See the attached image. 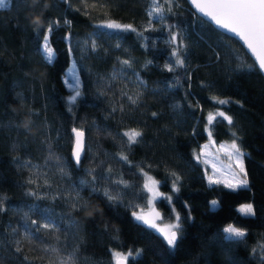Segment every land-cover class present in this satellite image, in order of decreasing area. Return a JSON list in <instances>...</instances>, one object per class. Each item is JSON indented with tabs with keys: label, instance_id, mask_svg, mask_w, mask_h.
<instances>
[{
	"label": "trees",
	"instance_id": "obj_1",
	"mask_svg": "<svg viewBox=\"0 0 264 264\" xmlns=\"http://www.w3.org/2000/svg\"><path fill=\"white\" fill-rule=\"evenodd\" d=\"M150 7L151 0H11L0 8V264H58L69 256L73 264H114L110 250L128 249L142 250L128 264H264V76L236 38L187 0H173L171 12L165 4L163 19L149 17ZM37 18L60 20L50 37L51 64L40 51ZM107 21L137 31L102 27ZM171 31L186 46L183 67L170 56ZM70 57L80 78L74 103L62 80ZM137 94L132 104L128 97ZM217 111L232 123L217 117L209 124ZM74 126L85 131L78 166L70 156ZM130 129L142 132L131 145L124 135ZM210 138L236 139L248 188L207 182L206 164L193 153ZM140 169L159 182L162 218L176 223L179 214L175 247L132 215L148 198ZM76 198L87 208L73 207ZM243 203L255 216L238 211ZM31 221L56 229L37 231ZM227 224L246 235L225 240Z\"/></svg>",
	"mask_w": 264,
	"mask_h": 264
},
{
	"label": "snow or ice",
	"instance_id": "obj_2",
	"mask_svg": "<svg viewBox=\"0 0 264 264\" xmlns=\"http://www.w3.org/2000/svg\"><path fill=\"white\" fill-rule=\"evenodd\" d=\"M11 0H0V8H5ZM172 3L173 0H164L161 3V0H151V7L147 12L149 17H158L163 19V13L165 11V4L168 5L167 11H172ZM192 4L198 9V11L206 18L209 19L210 23H214L218 28L226 30L229 33L234 34V36L246 45L249 51L252 53L254 58V65L255 68L258 69L262 74H264V0H192ZM87 7V5H85ZM87 14V13H86ZM33 23L36 25L37 28V35L40 36V30H44V34L40 36L42 43L40 45V51L42 52V56L44 60L51 64L55 58V50L51 47L50 44V37L53 32L54 26L60 25V20H53L49 21L47 24H42L40 20L37 18ZM65 24L70 25L71 21L65 19ZM102 27L108 29H115V30H122V31H137L131 24H119L115 22H109L102 25ZM170 29L172 28L171 25L168 26ZM70 35V34H69ZM142 35V34H141ZM170 35V43L174 45L172 47L170 56L173 58V64L178 67L184 66V58L181 55V50L185 48L182 39H178L179 34L177 32L171 31ZM66 37L65 39H67ZM90 47L95 49L97 47L95 40L91 41ZM69 53H71L72 49L71 46L68 48ZM124 65H130V61L124 60L121 61ZM173 64H167L165 67L168 71H173ZM249 69L253 68V65H247ZM74 71V69H73ZM71 75V73H69ZM73 95L68 97L70 103H74L81 95L79 90V82H76V85L73 88ZM129 101L132 104H136L139 99V94L134 98L132 96L128 97ZM213 100L220 105H225L229 103L228 100H221L217 97H212ZM155 116L156 113H153ZM217 117L223 118L229 124L232 123V117L227 115L222 111H217L216 113H209L207 116V121L211 124L213 121L217 119ZM27 127V125H25ZM75 133L76 142H75V151H74V159L77 164L80 162L81 152L83 150V132L73 129ZM127 137V143L129 145L138 142V138L142 136V132L137 131L136 129H130L124 133ZM211 135V133H209ZM238 139V138H237ZM204 148L207 145L203 146ZM224 147V145H221ZM229 158L233 160L239 171H232V182L227 183V187L229 189H240V188H248L249 181H248V173L244 165V156L245 153L241 151L239 145L236 142V139H233L232 143L227 147ZM194 159L199 161L201 159V155L197 153H193ZM121 159L123 161H127V156L121 154ZM111 172V169L108 170ZM141 173L146 177V183L143 185V190L150 192L153 196H163V193H159L156 190V185L159 183L158 181L153 180L152 177L148 176L147 173L143 172V169H140ZM173 175H175L173 173ZM179 177H176V181L173 182V190L178 191L176 188V182H178ZM210 182L211 177H209ZM92 181H96V177H92ZM215 183H220V181H214ZM30 183H35V181H30ZM47 183V181H45ZM116 183L125 184V181L120 180ZM151 185V186H150ZM93 191H97V189H93ZM99 191L103 192V195L109 201H115L118 198L110 194L107 189H100ZM30 195H37L36 192H30ZM73 205V207H79L82 209H86L87 205H81L78 202ZM168 201L171 200V197H166ZM218 202L212 201L211 204L215 206ZM0 211H3L2 203H0ZM238 211L244 216H255V209L251 203L242 204ZM133 217L137 222H139L142 226L147 228H152L161 233L166 240L167 244L170 247H175L177 241L179 239V231H180V224L179 221V214L176 215V223L165 225L161 228L158 224L155 223L154 220H150L145 216L139 214L138 212L132 213ZM31 224L36 225V230L42 227L43 229H56L55 223H44L43 225H37L36 221H31ZM223 232L226 234L224 239L228 241H238L246 235V230L236 227L233 225H228L226 228L223 229ZM25 238H28V232L25 233ZM19 243V242H18ZM53 254L58 253V250L55 248H48L45 249ZM17 251H20V248H17ZM255 251V249H253ZM113 259L115 260V264H128L129 258L135 260L137 256H139L142 250L137 249L135 252L132 249H128L127 252L121 251H113L110 250ZM27 259V258H26ZM50 264H57L56 260L50 261ZM58 264H73L72 256H69L67 259L59 258L58 257Z\"/></svg>",
	"mask_w": 264,
	"mask_h": 264
},
{
	"label": "rangeland",
	"instance_id": "obj_3",
	"mask_svg": "<svg viewBox=\"0 0 264 264\" xmlns=\"http://www.w3.org/2000/svg\"><path fill=\"white\" fill-rule=\"evenodd\" d=\"M109 22H113V21H107V23ZM69 73H71V75H69ZM62 80L65 87L68 90V97L74 94L73 88L76 85L77 81L79 82V90H80V78L77 71V67L72 57H70L68 65L62 75ZM231 143L232 142H228V141H214L211 138L200 143L199 153L201 155L202 161L206 164V180L209 184L214 183V181H220V183L226 186L227 183L232 182V175H231L232 171H239L233 160L230 159L228 155L227 147ZM204 145H207V147L204 148L203 147ZM221 145H224V147H221ZM147 175L152 177L153 180L158 181L152 175L148 173ZM209 177H211V180L213 182H210ZM146 182H147L146 177L144 176V184ZM156 190L159 192L158 184L156 185ZM147 194H148V198L146 204L144 206L135 209L133 212H138L139 214L145 216L146 218L150 220H154L155 223L158 224L161 228H163L165 225L172 224L173 222L164 220L162 218L161 213L156 206L155 201L159 195L153 196V194L150 192H147ZM243 204H248V203H243ZM241 205H239L238 209L240 208ZM228 225L230 224L225 225L223 229L226 228Z\"/></svg>",
	"mask_w": 264,
	"mask_h": 264
},
{
	"label": "water",
	"instance_id": "obj_4",
	"mask_svg": "<svg viewBox=\"0 0 264 264\" xmlns=\"http://www.w3.org/2000/svg\"><path fill=\"white\" fill-rule=\"evenodd\" d=\"M187 1H188L189 5L194 9V11H195L198 15H200L202 18H204L205 20H207V21L209 22V19L206 18V17H204V16L198 11V9H196V7L192 4V0H187ZM211 24H212L214 27H216L217 29H219L220 31H222V32H224V33H226V34H228V35H230V36L236 38V37L234 36V34L229 33V32H227L226 30H223V29L218 28L214 23H211ZM236 39H237V40L239 41V43L244 47V49L246 50V52L250 55V57H251V58L253 59V61H254V58H253L252 53L249 51V49L246 47V45L243 43V41H241V40L238 39V38H236ZM263 76H264V74H263ZM73 129H77V130L83 132V137H82L83 150H82V152H81V156H80V160H81L82 155H83V152H84V147H85V131H84V129L79 128V127H75V126L72 127L71 130H73ZM75 142H76L75 133L72 131V145H71V153H70V156H71V159H72L73 163H74L75 165L78 166L79 164H77L76 161H75V159H74ZM79 163H80V162H79ZM114 264H115V260H114Z\"/></svg>",
	"mask_w": 264,
	"mask_h": 264
}]
</instances>
